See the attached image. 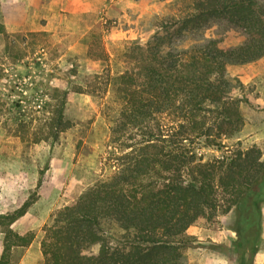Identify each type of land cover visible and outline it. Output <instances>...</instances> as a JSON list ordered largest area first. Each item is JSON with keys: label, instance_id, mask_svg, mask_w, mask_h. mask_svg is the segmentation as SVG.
<instances>
[{"label": "trees", "instance_id": "trees-1", "mask_svg": "<svg viewBox=\"0 0 264 264\" xmlns=\"http://www.w3.org/2000/svg\"><path fill=\"white\" fill-rule=\"evenodd\" d=\"M179 2L178 15L162 18L144 43L134 40L124 51L125 68L113 86L120 107L110 127L112 170L43 224V264H184V249L194 245L187 228L217 213L231 214L237 264H254L264 203L262 150L252 144L204 160L198 149L221 147L244 125L243 99L231 91L227 66L264 57V0ZM213 25L238 27L245 39L221 45L203 35ZM0 33L9 35L1 25ZM87 55L108 60L97 38ZM67 93L53 87L37 98L34 111L41 112L47 135L31 142L56 139L69 128ZM35 198L33 192L0 213V264H17L12 249L32 242L33 232L11 225ZM95 244L97 251L88 252Z\"/></svg>", "mask_w": 264, "mask_h": 264}, {"label": "rangeland", "instance_id": "rangeland-1", "mask_svg": "<svg viewBox=\"0 0 264 264\" xmlns=\"http://www.w3.org/2000/svg\"><path fill=\"white\" fill-rule=\"evenodd\" d=\"M121 1L125 3L123 10L106 15L105 7L98 4V11L88 13L82 21L67 12L54 30L44 33L26 30L8 37L0 34V213L36 193L28 211L11 225L17 232L34 233L31 244L12 249L17 264H43L38 247L43 224L57 209L111 172L110 127L120 107L113 86L125 68L123 53L134 40L144 43L159 20L179 14V0ZM203 35L217 38L227 47L245 39L243 31L233 25H213ZM96 38L108 54L106 62L87 55ZM227 75L232 93L243 99L241 112L250 125L245 129L244 122L240 131L222 140L221 147H200L198 153L207 160L255 144L264 158V57L228 65ZM73 86L84 91H72ZM53 87L68 89L64 116L70 126L56 139L48 136L47 140L31 142L47 135V130L41 129V112L34 109L39 107L37 98ZM20 119L25 126L19 130ZM261 215L254 264H264V203ZM231 221V214L217 213L190 225L186 235L194 245L184 249V264H237ZM2 238L0 231V253ZM97 249L95 244L88 252Z\"/></svg>", "mask_w": 264, "mask_h": 264}, {"label": "crops", "instance_id": "crops-1", "mask_svg": "<svg viewBox=\"0 0 264 264\" xmlns=\"http://www.w3.org/2000/svg\"><path fill=\"white\" fill-rule=\"evenodd\" d=\"M95 1L0 0V25L9 34L26 30L51 31L59 25L61 15H66L67 12L74 20L82 21L88 13L98 11L100 7L98 4L105 7L106 15L119 9L123 10L125 5L121 0L111 3L107 0ZM246 125H250L248 120H245V129ZM38 247L40 248L39 243Z\"/></svg>", "mask_w": 264, "mask_h": 264}]
</instances>
